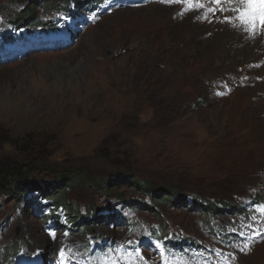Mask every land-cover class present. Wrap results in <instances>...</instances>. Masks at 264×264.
<instances>
[{
    "label": "rangeland",
    "instance_id": "obj_1",
    "mask_svg": "<svg viewBox=\"0 0 264 264\" xmlns=\"http://www.w3.org/2000/svg\"><path fill=\"white\" fill-rule=\"evenodd\" d=\"M242 7L0 0V162L31 165L66 201L0 195V264H106L120 249L138 264H264V33ZM176 239L199 247L163 246Z\"/></svg>",
    "mask_w": 264,
    "mask_h": 264
},
{
    "label": "trees",
    "instance_id": "obj_2",
    "mask_svg": "<svg viewBox=\"0 0 264 264\" xmlns=\"http://www.w3.org/2000/svg\"><path fill=\"white\" fill-rule=\"evenodd\" d=\"M25 21L26 20H24V19L22 20V22H25ZM13 22H14V24L19 23L18 20H14ZM29 152H31V151H29ZM36 154L37 155L40 154L39 149H38ZM32 173H33V168L31 165L20 164L17 161L12 160V159H7V160H4L3 162H0V195L5 196L7 199H10V198H13V199L17 198L18 199V197H19L18 194L19 193L22 194L21 192H19V186H18L19 184H22L26 188H34V190H37L38 192L41 193V195H42L41 197H46V196L48 197V196H50V194H53L54 189H50V188L46 187L45 184L41 185L40 181L32 180L30 178ZM86 177H88V174L83 173L79 179L85 180ZM116 180H117L118 184H129V183L135 184L136 188H139L144 192V195H147L148 197H152V198H154V197L156 198V196H160L164 191H166L169 195H167L168 197H164L163 201H168V202L173 203V200H174L175 203L178 201V202L183 204L188 198V195L184 194V193H182L183 195H180V194L175 195L168 188L166 190H164V189L159 188V187H153L150 183H146V182L141 183L137 179L131 178V175H121V176H118ZM72 181H73V179L68 175H65L64 178L61 179V184H63V188H65L63 190L64 192L66 191V188L69 189L70 186L73 185ZM97 182L98 181L96 179H91L92 184L90 183V185L91 186L93 185L95 187ZM110 184H111L110 182L105 181L103 188L109 187ZM23 186H22V188H23ZM59 193L60 192H57V194H59ZM64 197H65V194L64 195L60 194V195H57V197L55 195H51L48 198H51V200L54 199L53 202L56 204V206L64 207V206H66V201H65ZM194 199L195 198H193V200ZM154 203H155V205H157L156 200L154 201ZM197 203H199L198 200H197ZM205 203H207V205L206 206L203 205V207H205V209H207V210H212L215 213L223 211V210L219 209L217 206H215L214 204L209 203V201H206ZM201 204H203V203H201ZM147 207L153 208V206L151 204L147 205ZM225 207H227V206H225ZM96 210L89 211L90 213H88L86 217L80 216L75 211H73V213H71L69 211V213H70V216L72 217V220H73L72 222L75 225H78V224H80L79 223L80 221L81 222L82 221L88 222L89 221L88 216H90L91 213L94 215ZM117 215H118V213L113 211L112 213H110L107 216L96 214L95 215L96 218L95 217H93V218H94V220L109 222L110 220L118 217Z\"/></svg>",
    "mask_w": 264,
    "mask_h": 264
},
{
    "label": "snow or ice",
    "instance_id": "obj_3",
    "mask_svg": "<svg viewBox=\"0 0 264 264\" xmlns=\"http://www.w3.org/2000/svg\"><path fill=\"white\" fill-rule=\"evenodd\" d=\"M163 2V0H162ZM187 3H193L194 0H185ZM212 3L216 4L218 7L224 2H231V0H211ZM240 3L243 5L242 8L237 9L239 11V20L246 26V28L255 35L257 31L264 33V0H240ZM203 4H200V7H203ZM214 11V9L212 10ZM264 212V209H261ZM68 235V233H64ZM51 236L53 239L56 238V233L52 232ZM157 247H160L157 245ZM121 255L117 257H111L106 264H120V261H123V264H138L139 260H144L145 257L141 253H136L135 258L132 253H126L123 249L118 250ZM65 252L62 250L60 256L63 259L65 257ZM65 264L67 262L65 261ZM145 264L147 261L145 260ZM166 264V262H165Z\"/></svg>",
    "mask_w": 264,
    "mask_h": 264
},
{
    "label": "bare ground",
    "instance_id": "obj_4",
    "mask_svg": "<svg viewBox=\"0 0 264 264\" xmlns=\"http://www.w3.org/2000/svg\"><path fill=\"white\" fill-rule=\"evenodd\" d=\"M62 240V239H61Z\"/></svg>",
    "mask_w": 264,
    "mask_h": 264
}]
</instances>
